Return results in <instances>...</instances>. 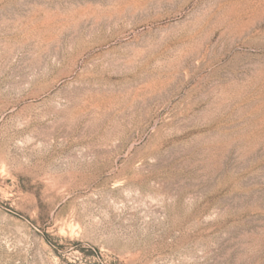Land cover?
<instances>
[{
    "label": "rangeland",
    "instance_id": "rangeland-1",
    "mask_svg": "<svg viewBox=\"0 0 264 264\" xmlns=\"http://www.w3.org/2000/svg\"><path fill=\"white\" fill-rule=\"evenodd\" d=\"M0 264H264V0H0Z\"/></svg>",
    "mask_w": 264,
    "mask_h": 264
}]
</instances>
